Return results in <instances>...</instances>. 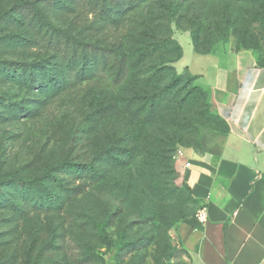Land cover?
Returning a JSON list of instances; mask_svg holds the SVG:
<instances>
[{
    "label": "rangeland",
    "instance_id": "374dc122",
    "mask_svg": "<svg viewBox=\"0 0 264 264\" xmlns=\"http://www.w3.org/2000/svg\"><path fill=\"white\" fill-rule=\"evenodd\" d=\"M105 1L102 16L76 0H0V264H190L173 226L184 210L172 208L160 158L217 114L198 78L206 100L189 104L177 88L165 92L172 74L144 77L164 66L193 75L194 36L200 52L230 45L264 61V1L133 0L114 13ZM22 5L47 19H24ZM164 41L173 44L136 62L140 45ZM177 47L185 57L171 63Z\"/></svg>",
    "mask_w": 264,
    "mask_h": 264
},
{
    "label": "crops",
    "instance_id": "0c3cea01",
    "mask_svg": "<svg viewBox=\"0 0 264 264\" xmlns=\"http://www.w3.org/2000/svg\"><path fill=\"white\" fill-rule=\"evenodd\" d=\"M187 67L229 131L202 128L201 149L177 156L181 182L209 214L205 224L194 215L176 225L179 246L190 264H264V67L230 45L194 51Z\"/></svg>",
    "mask_w": 264,
    "mask_h": 264
},
{
    "label": "trees",
    "instance_id": "16d2710c",
    "mask_svg": "<svg viewBox=\"0 0 264 264\" xmlns=\"http://www.w3.org/2000/svg\"><path fill=\"white\" fill-rule=\"evenodd\" d=\"M76 1L78 3L85 2V4L88 5L92 10H95V11L101 10L100 11L101 15L105 16L106 11L101 9L102 5L106 2L105 0H76ZM262 1L264 0H253V2H255L256 4H261L260 2ZM44 3L46 5L55 4L54 0H44ZM131 4H133V0H111L110 5L113 6V8L111 11H109V13L112 11L114 13L115 9H119L120 11H126L130 7ZM261 7L264 9L263 4L261 5ZM17 11L24 19H30V18L33 20L34 19L35 20H46L47 19L45 15L38 8H35L32 5H22L17 8ZM192 41H193L194 51L196 53L201 54V55L211 53L210 51L200 52L198 50V38L196 36L193 37ZM172 44H173V41L152 42L151 45L144 43L140 45L134 52L136 62L137 63L144 62V60L149 56L150 47H152L154 50H158V49L168 48ZM235 49L236 51H240L239 48H235ZM177 51H179V53L177 55H174V57H172L173 60L170 61L171 63L180 61L183 58L184 54H183V50L181 49V47H177ZM117 53H118V58H119L118 59V65H119L118 80H122L128 72L127 57H125L123 54L119 53L118 51ZM257 64L260 67H264V61L262 60L257 59ZM25 69L26 68H24V66L19 65V66L13 67V69H10V70L11 71H20V70L22 71ZM163 72H167V74L173 75L171 84L165 89V92H167L168 90L172 91L175 88H177L180 94L182 93L185 94L184 95L185 100H187L189 104H198V100L200 102H204L206 100V94L201 89H198L197 87H194L193 85L194 81L198 77L194 75L185 77L182 74H178L176 72V69L172 66H164L161 68L150 67L148 70V73L145 74V77H144L145 82L146 83L154 82L159 76H161ZM138 100H139V97L137 96V97H133V99L130 102L134 104L138 102ZM146 101L149 102L152 106L154 105L156 106L158 104L156 96H150L149 98L146 99ZM153 114L154 112L149 113L148 116H146V118L148 119L151 118ZM204 121L206 122V125L204 124L201 126L188 127L187 129L189 130H185L184 136L174 137V139H171L169 143H165V148L164 150H162L160 159L163 163V166L168 171L165 176H166V179L169 180L168 186L170 187L167 193H169L170 191L174 192L175 194H177V200H178V202H175V203H173L174 199H170L169 201L171 202L173 201L172 208L176 210H178V208L184 210V213H182L178 221L173 223V226L175 227L180 221L190 216H194L189 212L192 206L195 208L197 207V209L199 208L198 201L194 198L190 188L179 186L176 183V177H175L176 175V169H175L176 154H177L179 147L200 150L201 149L200 137H201L202 128H207L211 131L222 132V133H226L229 131V126L227 125L226 121L218 115L213 116V115H210L209 113H206L204 115ZM190 129H192L193 131L196 130L198 134V140L195 145H193V138H192L193 131L191 132ZM125 150L129 152L128 149H124V151ZM87 169L89 170V173H91L93 176L95 177L99 176L93 166H89L87 167ZM73 172L77 175L81 174L80 168L78 169L77 166L75 167V171ZM50 198H53V201H55V198L53 196H50ZM178 253L184 254L185 256L189 257V254L182 248H180ZM175 255L176 254L174 253L173 258Z\"/></svg>",
    "mask_w": 264,
    "mask_h": 264
},
{
    "label": "built area",
    "instance_id": "2783aa9c",
    "mask_svg": "<svg viewBox=\"0 0 264 264\" xmlns=\"http://www.w3.org/2000/svg\"><path fill=\"white\" fill-rule=\"evenodd\" d=\"M187 166H190V164H188ZM208 218H209V214L207 208H203L199 210L196 215V219L203 224L208 222Z\"/></svg>",
    "mask_w": 264,
    "mask_h": 264
}]
</instances>
